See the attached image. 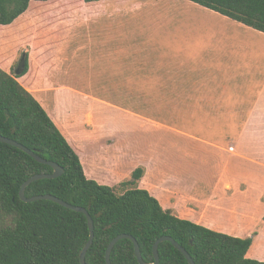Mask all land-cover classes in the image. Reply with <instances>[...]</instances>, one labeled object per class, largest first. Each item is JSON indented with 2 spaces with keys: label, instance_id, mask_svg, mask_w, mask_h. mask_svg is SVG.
Masks as SVG:
<instances>
[{
  "label": "rangeland",
  "instance_id": "obj_1",
  "mask_svg": "<svg viewBox=\"0 0 264 264\" xmlns=\"http://www.w3.org/2000/svg\"><path fill=\"white\" fill-rule=\"evenodd\" d=\"M24 24L0 31L15 69ZM65 32L30 92L82 147L88 175L251 237L248 257L264 261V33L189 0H98Z\"/></svg>",
  "mask_w": 264,
  "mask_h": 264
},
{
  "label": "trees",
  "instance_id": "obj_2",
  "mask_svg": "<svg viewBox=\"0 0 264 264\" xmlns=\"http://www.w3.org/2000/svg\"><path fill=\"white\" fill-rule=\"evenodd\" d=\"M98 0H0V31L24 19L28 50L22 74L0 57V134L17 140L64 168L57 178L32 182L26 196L52 194L85 207L94 221V241L87 264H107L106 251L121 233L133 235L145 261L154 262L153 245L164 235L184 246L196 264H264L248 257L251 237L210 229L165 209L145 188L117 192L87 173L83 149L62 133L44 104L30 90L55 64L66 38L65 26L76 8ZM264 33V0H189ZM25 151L0 141V264H82L90 236L87 216L51 200L25 202L22 184L32 175L52 173ZM137 168L134 182L142 176ZM159 264H189L170 241L159 245ZM112 264H140L134 243L122 239L111 253Z\"/></svg>",
  "mask_w": 264,
  "mask_h": 264
},
{
  "label": "water",
  "instance_id": "obj_3",
  "mask_svg": "<svg viewBox=\"0 0 264 264\" xmlns=\"http://www.w3.org/2000/svg\"><path fill=\"white\" fill-rule=\"evenodd\" d=\"M25 66H26V54L23 53V55H22V57L18 63V66L15 69V75L22 74L24 69H25ZM0 141L7 143V144H10V145H13L15 147H18L19 149H21V150L25 151L26 153H28L29 155H31L37 161H39L41 163L49 164L53 167L52 173H39V174L32 175L30 178H28L21 186L20 193H19L20 198L25 202H33V201L44 200V199L45 200H51V201L56 202V203L66 207V208H69L71 210L84 213L88 219L90 236H89V239H88L87 243L85 244V246L81 252L80 259H81L82 264H87L86 255H87L89 248L93 244L94 236H95L94 221H93V218L90 215L89 211L85 207L74 205V204L69 203V202H67V201H65V200H63V199H61L55 195H52V194L34 195L31 197L26 196V188L32 182L40 180V179H45V178L52 179V178L60 177L64 174V171H65L64 168L60 164H58L57 162L45 159L44 157L39 155L36 151L31 150L30 148L25 146L23 143H20L17 140H14L10 137H7V136L0 134ZM125 238L133 241L134 248H135V254H136V257H137L140 264H159V262H160L159 245H160V243H162L164 241H170L178 250H180L185 255V257L187 258L189 264H196L194 259L192 258V256L188 252V250L184 246H182L180 243H178L173 237H171L169 235H164V236L160 237L154 243L153 253H154L155 261L154 262L145 261L143 258V255H142V252L140 249V244H139L138 240L133 235L128 234V233H121L111 240V242L108 245L107 251H106L107 264H112L111 253H112V250H113L114 246L116 245V243L122 239H125Z\"/></svg>",
  "mask_w": 264,
  "mask_h": 264
},
{
  "label": "crops",
  "instance_id": "obj_4",
  "mask_svg": "<svg viewBox=\"0 0 264 264\" xmlns=\"http://www.w3.org/2000/svg\"><path fill=\"white\" fill-rule=\"evenodd\" d=\"M227 17V16H226ZM186 218H188V217H186ZM197 221V220H196ZM198 222V221H197Z\"/></svg>",
  "mask_w": 264,
  "mask_h": 264
}]
</instances>
